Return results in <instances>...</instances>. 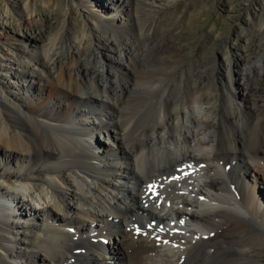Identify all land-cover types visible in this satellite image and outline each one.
I'll list each match as a JSON object with an SVG mask.
<instances>
[{"label": "bare ground", "instance_id": "6f19581e", "mask_svg": "<svg viewBox=\"0 0 264 264\" xmlns=\"http://www.w3.org/2000/svg\"><path fill=\"white\" fill-rule=\"evenodd\" d=\"M174 1L76 0L73 37L69 16L6 11L0 264H264V98L233 87L264 73V18L227 84L213 61L182 65L179 32L154 20ZM8 27L36 49L18 55Z\"/></svg>", "mask_w": 264, "mask_h": 264}, {"label": "rangeland", "instance_id": "374dc122", "mask_svg": "<svg viewBox=\"0 0 264 264\" xmlns=\"http://www.w3.org/2000/svg\"><path fill=\"white\" fill-rule=\"evenodd\" d=\"M99 1L102 2V0ZM157 1L158 4L156 3L155 5L158 7L168 0ZM27 2L32 6V15L34 17H42L44 12L50 15L55 13V18H52V20L60 22L69 16L68 37H73V34L85 23L84 12L81 11L76 0H0V24L7 10L10 9L14 13L13 17L15 18V11ZM159 9L155 13L154 20H165V24H169L168 27L171 30L179 32L178 39L175 41L182 46L181 50L177 52L183 54L180 55L184 58L182 64L184 67L191 64V62H199V60L213 61L220 67L219 72L215 74L216 77L219 76L223 82L228 84L225 60L231 59V64L233 65L234 63V67L230 64L232 68H242L244 64L242 59L244 57V60L247 61L262 50L258 43H260L259 41L264 34L259 31L260 21L264 18V0H175L170 6ZM107 10L108 8H104L102 11L103 15L109 18ZM29 16L30 12L29 15H26L25 12L24 17L29 18ZM118 16L120 17L119 23H123L125 18H127L124 12H120ZM18 18L19 16L16 17V19ZM5 29L9 32L10 36L8 38L13 42L15 48H27L18 31L15 32L10 27ZM165 39L164 37L159 42L163 43ZM0 42H3V40H0ZM28 47L27 49L29 50L36 49L33 45ZM15 52L18 55L20 54L17 48ZM119 55L116 54V57ZM121 55L123 56L124 54L122 53ZM13 73L14 71L12 70V76ZM79 73L80 71H76V75ZM178 73L179 69L175 71L174 75ZM86 74L88 77L96 76V74L90 75V72H86ZM252 77L258 80H253ZM21 82L27 85L26 81L21 80ZM233 87L236 89V100H240L241 96L246 95L252 87H257L256 93L264 98V73L255 78L253 75L237 78V83ZM211 90L213 91L212 88ZM217 91H219V88L214 87V92ZM211 109L214 110V107ZM220 109L219 105L215 107L216 111ZM210 123L215 126V121ZM103 137L99 133H94L92 139L99 146L100 144H105ZM1 162H4V159L0 156ZM39 178L43 179V176H39ZM41 181L39 180V182ZM263 186V184H260L259 191L264 192ZM7 204L9 208L13 207L9 202ZM20 211L22 216H24V211L22 209ZM28 240L37 244L36 239L32 236L28 237Z\"/></svg>", "mask_w": 264, "mask_h": 264}, {"label": "snow or ice", "instance_id": "6c2138e0", "mask_svg": "<svg viewBox=\"0 0 264 264\" xmlns=\"http://www.w3.org/2000/svg\"><path fill=\"white\" fill-rule=\"evenodd\" d=\"M162 230V229H161ZM165 243H167V241H165Z\"/></svg>", "mask_w": 264, "mask_h": 264}]
</instances>
